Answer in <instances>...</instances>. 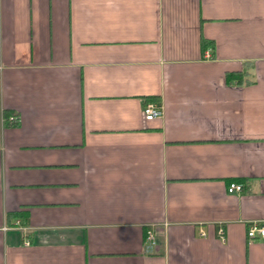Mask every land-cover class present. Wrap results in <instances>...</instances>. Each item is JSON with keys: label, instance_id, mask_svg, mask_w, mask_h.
I'll return each mask as SVG.
<instances>
[{"label": "crops", "instance_id": "crops-1", "mask_svg": "<svg viewBox=\"0 0 264 264\" xmlns=\"http://www.w3.org/2000/svg\"><path fill=\"white\" fill-rule=\"evenodd\" d=\"M255 221L264 0H0V264H264Z\"/></svg>", "mask_w": 264, "mask_h": 264}, {"label": "built area", "instance_id": "built-area-1", "mask_svg": "<svg viewBox=\"0 0 264 264\" xmlns=\"http://www.w3.org/2000/svg\"><path fill=\"white\" fill-rule=\"evenodd\" d=\"M207 56L209 54L207 53ZM163 105L159 101H147L143 108V114L146 121H154L158 118H160L163 115ZM7 119V118H6ZM10 123H17L20 121V118L17 115H10L7 119ZM244 189V185L242 183L232 182L228 186V192L234 193V192H241ZM17 225H20V221H17ZM155 226V225H154ZM153 228H150L145 237V251L148 253H153L158 249V240H157V233L156 230ZM22 229H25L22 227ZM26 230V229H25ZM201 235L205 236V231H201ZM218 235L219 238L222 241L226 240V231L223 226H219L218 228ZM248 237L250 239H256V238H263L264 239V223H261L259 221H255L250 224L248 228ZM29 244V241L26 242Z\"/></svg>", "mask_w": 264, "mask_h": 264}, {"label": "trees", "instance_id": "trees-1", "mask_svg": "<svg viewBox=\"0 0 264 264\" xmlns=\"http://www.w3.org/2000/svg\"><path fill=\"white\" fill-rule=\"evenodd\" d=\"M203 48L206 49L208 47H212L214 49L215 42L212 39L204 38L202 40ZM245 67L243 70L239 71H231L228 73L227 77L230 81H235L238 85H249L256 82V77L254 74V63L252 61H246L244 63ZM13 114L9 111L4 112L5 118H9V116Z\"/></svg>", "mask_w": 264, "mask_h": 264}]
</instances>
